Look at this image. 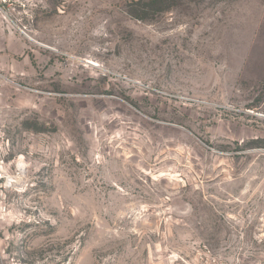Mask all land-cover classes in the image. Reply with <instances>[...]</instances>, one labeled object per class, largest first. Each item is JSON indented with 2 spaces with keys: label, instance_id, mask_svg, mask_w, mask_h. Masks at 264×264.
<instances>
[{
  "label": "rangeland",
  "instance_id": "obj_1",
  "mask_svg": "<svg viewBox=\"0 0 264 264\" xmlns=\"http://www.w3.org/2000/svg\"><path fill=\"white\" fill-rule=\"evenodd\" d=\"M12 258L264 264V0H0Z\"/></svg>",
  "mask_w": 264,
  "mask_h": 264
},
{
  "label": "built area",
  "instance_id": "obj_2",
  "mask_svg": "<svg viewBox=\"0 0 264 264\" xmlns=\"http://www.w3.org/2000/svg\"><path fill=\"white\" fill-rule=\"evenodd\" d=\"M1 264H20V263L17 260H15L14 258H12L10 260L2 261Z\"/></svg>",
  "mask_w": 264,
  "mask_h": 264
},
{
  "label": "bare ground",
  "instance_id": "obj_3",
  "mask_svg": "<svg viewBox=\"0 0 264 264\" xmlns=\"http://www.w3.org/2000/svg\"><path fill=\"white\" fill-rule=\"evenodd\" d=\"M19 168L21 169V170H23L24 171V162H23V160H21L20 161V163H19ZM12 178V177H11ZM8 180V179H7ZM14 183V182H13ZM15 184V183H14Z\"/></svg>",
  "mask_w": 264,
  "mask_h": 264
}]
</instances>
